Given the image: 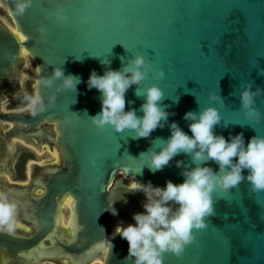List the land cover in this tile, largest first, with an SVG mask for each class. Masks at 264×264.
I'll return each instance as SVG.
<instances>
[{
	"label": "water",
	"instance_id": "95a60500",
	"mask_svg": "<svg viewBox=\"0 0 264 264\" xmlns=\"http://www.w3.org/2000/svg\"><path fill=\"white\" fill-rule=\"evenodd\" d=\"M0 3L12 22L9 27L0 20V100L18 90L24 49L35 63L33 94L38 92L46 106L35 115L28 108L0 110V121L13 124L6 136L36 147L46 140L59 152V162L39 164L27 187L0 178L14 212L21 211L31 224L28 231L11 233L0 226V256L26 263L28 253L42 244L46 251H57V258L48 261L65 264L64 258L76 262L106 241L102 264H132L125 259L128 242L112 234L142 211L144 194L128 188L135 180L153 186L169 179L179 183L183 177L176 161L192 166L190 156L181 152L161 170L145 166L136 173L134 158L156 138L167 139L168 124L175 121L191 135L184 113L215 103L222 117L215 133L227 139L229 133L242 132L245 142L264 136V0H31L23 14L16 11L17 0ZM136 54L165 73L158 78L149 72L140 90L158 84L164 90L158 103L174 113L163 128L142 138H133L131 130L92 124L89 117L100 111L101 94L86 84L92 70L103 73L101 61L119 69ZM59 66L65 75L80 77L75 91L60 80L50 87L44 83ZM246 84L261 89L253 105L261 114L258 121L246 120L240 107L239 90ZM136 88L126 91L125 110L136 109L140 116L143 97L135 95ZM217 90L223 101H209V93ZM7 147L0 140V156ZM206 163L217 170L212 160ZM241 175L237 185L211 193L213 210L203 218L204 227L192 229L194 239L179 256L164 253L163 264H264V190H252L246 170ZM37 188L41 192L34 194ZM68 197L75 221L70 238L65 230L55 231L59 202ZM112 202L116 215L107 209Z\"/></svg>",
	"mask_w": 264,
	"mask_h": 264
},
{
	"label": "clouds",
	"instance_id": "9594fccd",
	"mask_svg": "<svg viewBox=\"0 0 264 264\" xmlns=\"http://www.w3.org/2000/svg\"><path fill=\"white\" fill-rule=\"evenodd\" d=\"M30 4L31 0H17V13L23 14ZM101 63L105 66L103 73L92 70L86 81L89 89L95 88L101 94L100 111L89 117L92 124L98 128L108 124L116 132L131 130L134 132L133 138L148 137L157 127L163 128L167 117L174 115L166 110L167 105L158 103L164 96V90L156 83L140 90L149 72L163 78V69H155L142 54L132 56L119 69L108 67L109 61ZM56 80H60L65 88L70 87L75 91L80 77L65 75L59 66L52 69L51 76L44 83L50 87ZM132 85L137 86L135 95L143 97L139 109L143 114L140 116L136 109L125 110V93ZM260 92L261 89H254L252 84H246L239 90L240 107L249 122L261 118L253 107L254 98ZM25 99L33 115L45 110L38 92ZM208 99L211 102L223 101L218 90L210 92ZM128 103L133 102L129 100ZM183 119L189 122L191 135L172 121L168 124L170 135L167 139L156 138L147 151L140 152L138 159L134 158L138 161L139 170L136 173H141L145 166L151 172L161 170L181 152L190 156L192 166L183 167V161H176V167L181 169L179 175L183 177L179 183L169 179L164 186H153L151 181L140 183L135 180L128 188L127 191L144 194L143 211L133 213L134 223L118 224L113 234H119L128 242L125 259H130L132 264H163L164 253L182 254L185 246L194 239L192 229L204 227L203 218L213 210L211 193L216 188L229 189L237 185L245 170L252 190H264V136L253 135L245 142L242 132L235 135L229 133L227 139L215 133L214 127L222 119L215 103H208L204 107L199 105L198 112L188 110ZM209 160L218 166L217 170L214 171L206 163ZM113 202L107 209L116 215ZM14 211L15 203L7 193L0 192V226L9 232L13 227Z\"/></svg>",
	"mask_w": 264,
	"mask_h": 264
},
{
	"label": "rangeland",
	"instance_id": "374dc122",
	"mask_svg": "<svg viewBox=\"0 0 264 264\" xmlns=\"http://www.w3.org/2000/svg\"><path fill=\"white\" fill-rule=\"evenodd\" d=\"M0 20L7 26L12 27L11 19L9 18L6 9L2 3H0ZM28 52L25 50L23 54V62L20 65V71L17 76L19 82L18 90L13 94H7L4 99L0 100V110L2 112H16L22 111L27 107L26 96H32L35 77V63L33 60L27 57ZM26 58H28L26 60ZM2 94H0L1 96ZM13 128L12 123L0 121V137L5 143H7V150L2 151L3 155L0 156V178L4 179L8 184H15L17 186L28 185L31 180L38 173L34 166L30 165L31 162L43 164L44 162L54 163L58 160V152L55 144L49 146L47 142H42L37 145V149L24 140L18 138L15 135L6 136L7 132ZM39 188L35 189V194ZM1 192V188H0ZM144 200V198H143ZM141 210L143 211L142 207ZM17 213L13 214L12 229L18 231H28V226H20L21 218ZM69 219V205L65 204L62 224L63 227L67 226V220ZM71 219V218H70ZM134 223L125 222V224ZM20 224V225H19ZM24 225V224H23ZM4 228V227H3ZM75 255V254H74ZM80 255V254H78ZM65 264L69 261L62 260ZM46 264H54L46 262ZM88 264H101L100 260L92 261Z\"/></svg>",
	"mask_w": 264,
	"mask_h": 264
},
{
	"label": "flooded vegetation",
	"instance_id": "af4514ba",
	"mask_svg": "<svg viewBox=\"0 0 264 264\" xmlns=\"http://www.w3.org/2000/svg\"><path fill=\"white\" fill-rule=\"evenodd\" d=\"M7 12V11H6ZM22 57H23V55H22ZM27 57L29 58V55L27 54ZM28 58H26V60L28 59ZM2 112V111H1ZM16 112H18V111H16ZM2 113H9V112H2ZM13 129V128H12ZM11 129V130H12ZM46 139V138H45ZM0 140H3L1 137H0ZM46 140H44L43 142H45ZM47 142V144L49 145V146H51V144L48 142V141H46ZM27 143V142H26ZM41 144V143H40ZM32 146H34L33 144H31ZM39 145V144H38ZM52 146H53V144H52ZM35 148H36V146H34ZM37 149V148H36ZM5 150H7V149H2L1 150V155H3V154H5V153H3L2 151H5ZM49 163V162H48ZM55 163V162H54ZM54 163H51L50 162V164H54ZM30 165H32V166H34V168H35V170H38V163H35V162H31V164ZM34 178H35V176H33ZM33 178V179H34ZM33 179L31 180V182L33 181ZM30 182V183H31ZM29 183V184H30ZM29 184L28 185H22L23 187H27V186H29ZM41 192V190H38L37 191V193L36 194H39ZM35 194V193H34ZM16 198H18V197H15V199ZM20 198H21V196H19V198L18 199H16V201L18 202V201H20ZM68 200H69V198H65V199H62L61 201H60V205H59V209H58V216H57V225H56V229H55V231H56V233H60V231H62V230H65V232L66 233H64L65 234V236L66 235H68L67 233H68V230H66V229H70V227H69V223H70V221H71V211H70V208H69V219L67 220V226L66 227H63L64 225L62 224V219H63V213H64V208H65V204H67L68 203ZM14 213H17V214H19L20 216V218H21V222H23V223H20L19 225L20 226H28V228H30V223L29 222H27L24 218H23V215H22V212L21 211H18V212H14ZM128 222V221H127ZM24 224V225H23ZM123 224H125V222L123 223ZM12 230H15V231H18V230H16V228L15 229H12ZM39 253H33L31 256H30V259H31V264H46V262H51V263H54V264H56L55 262H52V261H48V259H49V257L50 258H56L55 256L56 255H54V254H52V255H45V256H39L38 255ZM95 254L96 253H90L89 255H86L83 259H80L79 261H77V264H88V263H90L91 262V260H93L94 259V257H95ZM0 264H25L22 260H20L19 258H17V257H15V256H12V255H3V256H0ZM68 264H70V263H68Z\"/></svg>",
	"mask_w": 264,
	"mask_h": 264
},
{
	"label": "bare ground",
	"instance_id": "6f19581e",
	"mask_svg": "<svg viewBox=\"0 0 264 264\" xmlns=\"http://www.w3.org/2000/svg\"><path fill=\"white\" fill-rule=\"evenodd\" d=\"M24 54V49H22L21 50V56ZM27 54V53H26ZM57 150V149H56ZM57 152H58V150H57ZM58 154V160L56 161V162H59V152L57 153ZM134 183V182H133ZM132 183V184H133ZM2 192V191H1ZM23 197V195H21V198ZM69 198V197H68ZM63 199H65V198H63ZM71 202V199L69 198V200H68V203H67V205H69V208H70V205H72L73 203H70ZM59 205H60V202H59ZM59 207V206H58ZM59 209V208H58ZM70 211H71V209H70ZM57 216H58V212H57ZM125 222H127V221H125ZM124 222H122L121 224H123ZM74 224H75V221H74V219H73V213L71 212V221H70V223H69V227H70V229H66V230H68V235H66V237L67 238H70L71 237V235H72V233H73V228H74ZM56 225H57V221H56ZM114 231H115V229H114ZM114 231H113V233H114ZM21 232H23V231H21ZM112 233V234H113ZM59 235V234H58ZM65 235V234H64ZM64 235H62V237H64L65 239H66V237L64 236ZM109 239V238H108ZM107 239V240H108ZM105 243H106V241H105ZM105 243H103V244H100V245H98V246H96V247H94V249H92L91 251H89V252H87L86 253V255H89L90 253H96L95 254V257H94V259L93 260H91V262L92 261H95V260H100V262H101V264H102V258L104 257V255H105V249H106V246H105ZM33 253H39L38 255L39 256H45V255H52V254H54V255H56L55 257L57 258V251H53V252H50V251H46L44 248H43V246H42V244H39V246L38 247H36L34 250H32L31 252H29L28 253V260H25L26 261V263L25 264H31V259H30V256L33 254ZM85 255V256H86ZM84 256V257H85ZM64 259H66L67 261H69V263L70 264H77V261L75 262L74 260H68L67 258H64ZM81 259H83V258H81ZM79 261V260H78Z\"/></svg>",
	"mask_w": 264,
	"mask_h": 264
},
{
	"label": "snow or ice",
	"instance_id": "6c2138e0",
	"mask_svg": "<svg viewBox=\"0 0 264 264\" xmlns=\"http://www.w3.org/2000/svg\"><path fill=\"white\" fill-rule=\"evenodd\" d=\"M17 35H19V33H17ZM20 39L23 40V39H24V36L21 35V36H20ZM202 228H203V227H202ZM196 229H201V228H196ZM8 232H9V231H8ZM9 233H11V232H9Z\"/></svg>",
	"mask_w": 264,
	"mask_h": 264
}]
</instances>
